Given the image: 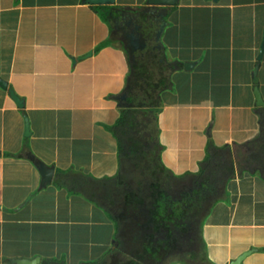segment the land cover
I'll return each mask as SVG.
<instances>
[{
  "label": "crops",
  "instance_id": "0c3cea01",
  "mask_svg": "<svg viewBox=\"0 0 264 264\" xmlns=\"http://www.w3.org/2000/svg\"><path fill=\"white\" fill-rule=\"evenodd\" d=\"M145 1L117 0L114 11L132 16ZM149 16L142 24L166 32L149 62L134 64L123 43L135 31L120 37L112 15L111 28H99L83 0H0V78L26 100L20 109L0 86V264H91L99 248L104 256L115 249L107 215L116 192L134 184L131 146L176 175L197 173L216 155L234 165L230 203L220 202L207 230H227L221 264L244 256L241 264H264V242L247 237L264 236V106L255 95L258 86L264 100V0H181L163 17ZM125 110L138 117L122 153L110 127ZM23 138L16 154L14 139ZM33 158L55 169L48 188ZM194 252L187 264H213Z\"/></svg>",
  "mask_w": 264,
  "mask_h": 264
},
{
  "label": "trees",
  "instance_id": "16d2710c",
  "mask_svg": "<svg viewBox=\"0 0 264 264\" xmlns=\"http://www.w3.org/2000/svg\"><path fill=\"white\" fill-rule=\"evenodd\" d=\"M92 8L108 20L111 15L112 18L118 16L113 6ZM132 112L123 111L110 127L116 131L122 153L127 147L124 136L137 126L138 116L132 117ZM134 149L131 146L134 184L116 192V200L110 203L112 212L108 213L117 228L116 248L97 264H174L175 257H195L196 246L204 244L203 231L209 217L220 202L230 203L227 183L235 174L234 165L229 167L226 160L216 155L209 157L197 173L176 175L160 159L146 158ZM125 178L120 186L124 185ZM89 200L109 211L108 206L96 198ZM61 262L45 259L42 264H63Z\"/></svg>",
  "mask_w": 264,
  "mask_h": 264
},
{
  "label": "water",
  "instance_id": "95a60500",
  "mask_svg": "<svg viewBox=\"0 0 264 264\" xmlns=\"http://www.w3.org/2000/svg\"><path fill=\"white\" fill-rule=\"evenodd\" d=\"M85 4L92 5V6H114L117 4V0H83ZM181 0H146L145 6L139 8L136 10L137 15H132L133 17L139 18L141 13H143L145 10L151 11L153 8H172L175 6H178L180 4ZM166 15V13H163L161 16L163 17ZM137 32V31H136ZM140 36L142 34H138L136 37L133 36V38H136L137 40H140ZM131 38L130 36L126 37V39ZM132 38V39H133ZM159 39V37H158ZM126 42V41H125ZM128 45V44H127ZM128 49V46H126ZM136 51L138 49H135ZM90 56V54L88 55ZM88 56L83 57V59H87ZM264 57V47L262 48L261 51V56L260 60H262ZM185 70L189 71L193 68V63H186L184 64ZM258 72H259V66L254 72V82L256 85L259 84V78H258ZM0 86L2 89L6 91H10V95L17 104V106L20 109H25L26 108V100L21 98L14 89H9V83L5 81L4 79L0 78ZM255 95L257 98V105L262 107L264 106V100L261 94V91L259 87L257 86L255 88ZM25 122H26V131H25V137L31 136V129H30V120L28 116H25ZM36 166V168L39 170L41 176H42V187L43 188H48L49 186L52 185L54 177H55V169L48 166L45 162H43L40 159H32ZM245 257V256H244ZM243 257V258H244ZM243 258H239L234 262V264H241L243 261ZM42 259L40 257L34 259V260H28V259H16L12 260V264H41Z\"/></svg>",
  "mask_w": 264,
  "mask_h": 264
},
{
  "label": "rangeland",
  "instance_id": "374dc122",
  "mask_svg": "<svg viewBox=\"0 0 264 264\" xmlns=\"http://www.w3.org/2000/svg\"><path fill=\"white\" fill-rule=\"evenodd\" d=\"M126 1H128V0H120V2L121 3H124V2H126ZM98 14V19H97V24H98V27L100 28H102L103 26H105V25H108V27L109 28H111V25H109L108 24V19H106L105 17H103V15L100 13H97ZM111 24H112V22H111ZM111 32H112V29H111ZM48 130V129H47ZM30 137V136H29ZM14 138H15V136H14ZM29 139V138H28ZM28 139H21L20 141H19V139H18V142L16 143V139H14V147H13V149L14 150H16L17 148H18V150H16L17 152H15L16 154L20 151L21 153H22V151H23V147L25 146V143L27 142L26 140H28ZM27 144V143H26ZM223 198L225 197L224 195L222 196ZM82 201H84V199H81ZM87 200L85 199V204H81V208H83L84 209V211H82V212H85V216L86 217H90L91 215L90 214H94V212L90 209V205L88 204V202H86ZM219 205H225V203H220V204H218V206ZM80 207V206H79ZM90 211V212H89ZM92 211V212H91ZM95 212H96V214H95V216H96V218H99V219H101V220H104V216L103 215H105L104 213H102L101 214V210L100 209H96L95 210ZM106 216V215H105ZM107 218H110V216H108L107 215ZM198 227V226H197ZM114 229L116 230V234H117V228H116V226H114ZM205 229V231H203V234H204V236H203V239H202V241H203V247L202 246H200V244H199V246L197 245L196 246V251H199L198 253H200L201 251H202V253L203 254H198L199 256H205V259H211L212 258V263L213 264H221V258H222V254H224V250H225V245H224V247H223V244H225L226 243V240H225V232H227V230L226 229H219V230H215V235L214 236H212L211 237V233H212V231L211 230H207V228H204ZM198 231H199V228L197 229ZM205 232V233H204ZM213 234V233H212ZM194 235H195V233H194ZM193 235V236H194ZM86 236H87V234H86ZM247 237L248 238H250L252 241H257L258 243H260V242H264V236H258V235H254L252 232H250V233H248L247 234ZM263 237V238H262ZM114 241L113 242H115L116 240L115 239H113ZM213 241H216V243H220V245H222V246H219V247H217L216 245V247H213ZM85 242H86V240H85ZM197 243V242H196ZM86 244V248H85V250H84V253H86V252H90V246H89V244H88V242H86L85 243ZM88 244V245H87ZM194 244H195V242H194ZM198 244V243H197ZM192 247H194V245L192 246ZM111 248V247H110ZM87 249V250H86ZM99 251V256L97 255V254H95L94 255V259H87L86 261H88V262H92V261H95V264H97V263H99V262H102L101 261V259H103V257H104V252H106V248H99L98 250H97V252ZM94 252H95V249H94ZM172 260H175V261H177V262H175L174 264H179V263H182V264H185V263H183V261L185 260V261H188V258H187V256H185V258H183V257H175V258H173ZM85 261V262H86ZM167 262V261H166ZM179 262V263H178ZM191 263H193L191 260H190V264ZM198 264V263H197Z\"/></svg>",
  "mask_w": 264,
  "mask_h": 264
},
{
  "label": "flooded vegetation",
  "instance_id": "af4514ba",
  "mask_svg": "<svg viewBox=\"0 0 264 264\" xmlns=\"http://www.w3.org/2000/svg\"><path fill=\"white\" fill-rule=\"evenodd\" d=\"M118 10V9H117ZM168 8H153L151 11L145 10L143 13H141L140 17L136 19V17L123 14L122 11H118L120 13V16H116L114 19V28L116 29V34L121 35V32L125 30L126 27L131 28V30L135 31L134 37H136L138 34H142L140 36V40H137L136 38H128L126 39L124 44V50L127 52L128 55L131 56L134 64L137 63L136 59L139 58L144 60V64H147L149 60L147 58L151 53L156 54L157 49H160V46L157 43V40L162 38L164 33L166 32L165 28L163 26L157 27V29H152L153 25L150 26L151 28L147 27L145 24H142L146 21V19L149 16V13L152 12V14H159L162 15L163 13H167ZM137 15V13H134ZM133 14V15H134ZM143 15V16H142ZM121 16H125L126 19ZM129 18V19H128ZM154 19V18H153ZM156 20V19H154ZM148 25V24H147ZM137 31V32H136ZM127 37V36H126ZM159 37V39H158ZM128 44V45H127ZM128 46V49L126 48ZM135 49H138L137 51Z\"/></svg>",
  "mask_w": 264,
  "mask_h": 264
},
{
  "label": "clouds",
  "instance_id": "9594fccd",
  "mask_svg": "<svg viewBox=\"0 0 264 264\" xmlns=\"http://www.w3.org/2000/svg\"><path fill=\"white\" fill-rule=\"evenodd\" d=\"M145 2H146V1H145ZM145 4H146V3H145ZM145 4H144V6H145ZM113 7H115V8L117 9L118 6H117V4H116V5H114ZM142 7H143V6H142ZM175 7H176V6H175ZM139 8H141V7H139ZM139 8H136V10L139 9ZM136 10H135V11H136ZM135 11H134V13H136ZM121 17H122V16H121Z\"/></svg>",
  "mask_w": 264,
  "mask_h": 264
}]
</instances>
